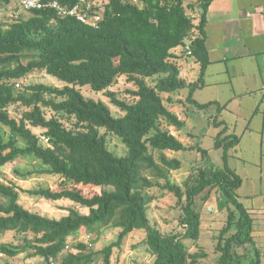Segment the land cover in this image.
I'll return each mask as SVG.
<instances>
[{
  "label": "trees",
  "instance_id": "16d2710c",
  "mask_svg": "<svg viewBox=\"0 0 264 264\" xmlns=\"http://www.w3.org/2000/svg\"><path fill=\"white\" fill-rule=\"evenodd\" d=\"M44 1L71 8L79 0ZM96 1L104 5L105 12L102 22L94 27L73 17H61L52 9L29 11L28 18L17 16L8 24L0 22V170L19 158H33L46 170L31 174H49L61 181L56 189L30 190L12 181L8 185L0 182V237L14 232L22 242L0 243V264H12L7 259L23 253L46 264H97L99 259L101 264H111L113 250L136 231L145 232V244L153 256L151 264H200L207 254L201 247L199 252L192 251L198 247L202 224L195 198L203 194L206 202L212 191L219 194L218 211L227 213L213 240L214 264H241L243 256L238 250L255 245L253 214L237 193L243 181L228 164L240 138L229 134L226 123L219 120L225 106L193 100L195 91L205 86L210 64L204 28L213 0H197V23L186 10L193 9V4L185 7V0ZM10 3L0 0V9L5 10ZM17 7L24 11L19 2ZM187 46L191 50L188 56L199 65L193 83L180 77L178 67L179 59L187 55ZM34 72L63 86L36 84L18 90ZM122 76L136 87L128 92L132 103L108 92ZM153 78L154 84L148 85L147 80ZM85 86L92 92L106 93L122 116L115 117L102 101L86 98L82 94ZM182 90L188 91L186 101L198 110L216 106L217 115L210 123L218 130L214 149L222 150L223 167L199 168L189 185L179 186L171 183L170 176L182 168V162L168 158L165 152L193 148L171 135L170 127L178 131L185 123L169 111L162 95L170 98ZM11 105L25 108L20 120L9 115ZM45 110L50 111L49 116ZM162 121L166 129H161ZM109 134L120 140L124 155L116 156L109 150ZM198 150L202 157L207 155V151ZM15 174L31 176L19 169ZM153 188L167 190L176 198L182 211L181 233L162 234L151 225L147 209ZM21 193L51 202L68 200L85 208L87 214L68 209L60 219L47 218L22 205ZM100 228L118 230L117 241L96 251L80 241L69 245L81 230L93 233ZM185 241L191 245L187 247ZM254 254L249 264H261V253L255 247Z\"/></svg>",
  "mask_w": 264,
  "mask_h": 264
},
{
  "label": "rangeland",
  "instance_id": "374dc122",
  "mask_svg": "<svg viewBox=\"0 0 264 264\" xmlns=\"http://www.w3.org/2000/svg\"><path fill=\"white\" fill-rule=\"evenodd\" d=\"M18 2L19 0H11V3L5 10L4 8L0 9V22L8 24L15 20L17 16L22 19H26L30 16L28 12L21 11L17 7ZM184 4L185 7L188 6V4H193V9L187 8L186 10L191 18H193L194 23H197L200 15L197 0H185ZM218 4L220 3L216 1L213 6H217ZM24 61L26 62V60ZM214 68H218V66H214ZM155 81L156 79L153 78L147 80V83L152 86ZM36 84H46L59 88L63 86L62 83L52 77H46V75L41 72H34L25 78L17 89L21 91L27 86ZM135 90L136 87L133 82L129 81L127 77L122 76L108 89V92L114 93L119 100L132 103L134 100L128 92ZM213 91L215 92L217 89L196 90L195 94H193V100L199 104L208 103L212 97L211 94ZM82 94L88 99L105 103L115 117L122 116V112L110 103L106 93H95L90 90L89 86H85L82 89ZM187 96V90H182L181 93L173 94L170 98L168 94L162 95L169 111L176 114L178 118L185 123L184 127L178 131L174 127H170L169 130L171 135L178 138V140L185 143V145L193 148L192 151L179 153L165 152L168 158H176L182 162V168L174 171L170 176L171 183L179 186L184 184L186 180H189L187 184L189 185L194 178V172L199 168L210 170L221 169L223 167L222 150L214 149V141L218 130L210 123L217 115L216 106L198 110L186 101ZM216 96L219 97L218 99L224 100L223 95ZM168 98L171 99L170 102L167 101ZM259 102L258 99L255 98V95H251V97L248 95L241 96L236 99L230 107L233 113H227L225 111L222 116H220L219 120H225L228 123L229 126H227V124L226 126L228 127L229 134L235 133L233 135L240 138L239 145L235 150L230 152L231 157L228 164L232 170L236 169V174L240 176L243 181L241 188L237 192L239 201L253 214L254 226L252 235L254 247L260 251L261 264H264V171L261 173V167L260 164H258L260 160L259 142L253 141V137L249 141V135L242 137L243 129L248 119H251L254 114V120L258 119L262 114V107L256 112ZM24 111L25 108L21 105H11L8 108L9 115L17 120H20ZM45 113L48 116L50 115L49 110H45ZM64 123L68 128H71L72 125L69 121L64 120ZM161 129H166L164 121L161 122ZM33 132L37 135L40 134V130L38 129H33ZM106 139L108 141V148L112 153L116 156L125 154V147L117 137L109 134ZM198 149L207 151V155L202 157ZM235 155L238 157L244 156L249 163L236 161L238 159L233 158ZM16 169H19L24 174L35 173L38 170H46L40 162L33 158H19L14 163L8 164L2 171L0 170V182L8 185L12 181L23 190L37 189L39 187L56 189L61 182L59 177L49 174H31V176L21 178L15 174ZM262 169L264 170V168ZM149 194L153 197L147 209L151 225L159 229L162 234L181 233L183 230L179 219L182 217V211L173 194L161 188H153ZM202 196L203 194L195 198V209L201 215L202 224L201 237L197 243L198 247H195L192 251L199 252V247H201L207 254V257L202 259L200 264H214L216 254L213 240H215L220 228L225 224L227 213L226 211H218L217 199L219 194L216 191L211 192L206 202L202 201ZM70 202L71 201L68 202V200L51 202L30 197L24 193L20 194V203L22 205L27 206L31 212L47 218L60 219L67 215L68 209H75L81 214H87L85 208H81L73 202ZM117 235L118 230L109 228H100L93 233L81 230L80 234L74 237L69 245L80 241L85 244H90L91 250L96 251L116 242ZM20 238L22 237L20 236ZM0 243L22 244L21 240L15 237L14 232L3 234L0 237ZM184 243L187 247L191 245L190 241H185ZM254 247L248 245L238 250V253L243 256L241 264H249L250 261L254 259ZM26 255V253H23L15 258L7 260L12 264H46L42 259L27 258ZM152 261L153 256L146 247L145 232L143 231H136L129 234L122 242L121 246L115 248L111 255V264H151ZM101 262L102 260L99 259L97 264H101Z\"/></svg>",
  "mask_w": 264,
  "mask_h": 264
},
{
  "label": "crops",
  "instance_id": "0c3cea01",
  "mask_svg": "<svg viewBox=\"0 0 264 264\" xmlns=\"http://www.w3.org/2000/svg\"><path fill=\"white\" fill-rule=\"evenodd\" d=\"M216 1L220 4L213 6ZM204 30L210 64L204 78L205 86L200 90L217 89L212 92L208 103L216 102L220 106H225L221 116L225 111L233 113L230 107L241 96L255 95L258 102L260 101L256 112L262 107V114L258 119L254 120L255 114L248 119L242 137L249 135V141L253 137V141L259 142L258 164L262 173L264 171L262 169L264 168V93L262 92L264 89V0H213L207 12ZM177 53L181 54L180 50ZM178 67L180 77L187 83L197 80L199 65L194 58L184 55L179 59ZM216 95H223L224 100L218 99ZM223 121L229 126L225 120ZM233 158L238 159L236 161L249 163L244 156L235 155ZM234 171L237 173L236 169Z\"/></svg>",
  "mask_w": 264,
  "mask_h": 264
},
{
  "label": "built area",
  "instance_id": "2783aa9c",
  "mask_svg": "<svg viewBox=\"0 0 264 264\" xmlns=\"http://www.w3.org/2000/svg\"><path fill=\"white\" fill-rule=\"evenodd\" d=\"M19 6L26 12L52 9L61 17H73L81 24L92 27L102 22L105 12L104 5L102 3L98 5L96 0H79L77 4L71 8L63 6L56 1L46 2L44 0H19ZM185 52L187 55H191L189 46L186 47ZM262 92L264 93V89Z\"/></svg>",
  "mask_w": 264,
  "mask_h": 264
},
{
  "label": "water",
  "instance_id": "95a60500",
  "mask_svg": "<svg viewBox=\"0 0 264 264\" xmlns=\"http://www.w3.org/2000/svg\"><path fill=\"white\" fill-rule=\"evenodd\" d=\"M188 181H189V180H186L184 184L187 185V184H188Z\"/></svg>",
  "mask_w": 264,
  "mask_h": 264
}]
</instances>
